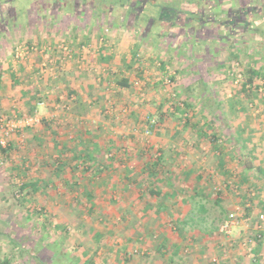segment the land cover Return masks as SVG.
<instances>
[{
  "label": "rangeland",
  "instance_id": "374dc122",
  "mask_svg": "<svg viewBox=\"0 0 264 264\" xmlns=\"http://www.w3.org/2000/svg\"><path fill=\"white\" fill-rule=\"evenodd\" d=\"M204 2L198 17L195 0H0V143L13 144L0 154V264L253 260L264 245V0ZM238 67L244 81L260 71L247 89ZM88 139L98 170L75 157ZM159 155L162 182L145 168ZM35 179L39 192L20 190Z\"/></svg>",
  "mask_w": 264,
  "mask_h": 264
},
{
  "label": "trees",
  "instance_id": "16d2710c",
  "mask_svg": "<svg viewBox=\"0 0 264 264\" xmlns=\"http://www.w3.org/2000/svg\"><path fill=\"white\" fill-rule=\"evenodd\" d=\"M207 5L205 2L202 1V6L201 8L197 11V12H190L192 14H196L198 17H203V12L205 11V9L207 8ZM177 12V10H175ZM200 22L202 21V18L197 20H193L191 18L188 17L186 24H189L190 26H192L193 22ZM260 71L256 70L253 67H250L248 69V74L246 76V80L243 81V89H247L248 86H251V83H254L255 78L259 77ZM174 79V78H172ZM0 82H1V77H0ZM118 84L122 87H130L129 84V80L127 78H123L118 80ZM256 88H258L257 85H255ZM36 93V92H35ZM40 98H36L35 96H33L31 98L30 101V105H31V110L32 112L35 111L36 106H38L39 102H37V100H39ZM184 107H190V105L188 103H186L185 101L183 102ZM179 109V108H178ZM54 134L56 135L57 132L54 131ZM211 136L213 138L216 137L215 133H212ZM12 146L13 144L10 143L6 146H3L0 143V154L2 155H9L11 153L12 150ZM101 147L98 144H94V142L91 139H88L87 141L85 140L84 142V146L81 150H79V153L75 154V157H78V155L82 158L83 161H85V163L88 164V168L90 169H99L100 167V154H101ZM220 165L224 168L225 167V161L224 159L221 157L220 159ZM145 168L148 170L149 176L150 178H153L154 181H158V182H162L164 180V176H162L164 173L167 172L166 167H165V163H164V157L162 155L156 156V158L153 161H148L145 163ZM42 188V181L40 179H35V180H31V181H27V182H23L22 185L20 186V190L22 192H30V193H37L41 190ZM202 191V190H201ZM196 192L198 194H204V192H199V190H196ZM148 194H151L153 196L156 197H163L162 195V191L156 188H150ZM205 196H203L202 198H204ZM89 200H91V198H89ZM218 202L219 199H217ZM198 202V211L200 213H206L207 212V207L206 204L201 202V198L200 200L197 201ZM91 205L93 206L92 202ZM160 208H165V205L162 204L160 206ZM194 217H189V218H183L181 220V222L183 223L182 225L185 227V225L190 224V222H194ZM7 263V262H6Z\"/></svg>",
  "mask_w": 264,
  "mask_h": 264
},
{
  "label": "crops",
  "instance_id": "0c3cea01",
  "mask_svg": "<svg viewBox=\"0 0 264 264\" xmlns=\"http://www.w3.org/2000/svg\"><path fill=\"white\" fill-rule=\"evenodd\" d=\"M204 2V0H195V3L196 4H199L200 2ZM97 16V15H96ZM96 18V17H94ZM172 246H176L178 248V245L176 244H172ZM160 247H164V244L162 242L161 246ZM178 251V249L175 250V252ZM261 251H263L261 253ZM254 255V258L253 260H250L249 263H245V261L243 262V264H264V245L263 244H259V245H256L255 246V253L253 254ZM236 259V258H235ZM246 258H244L245 260ZM234 260V259H233ZM233 260H231V264H233ZM229 261L226 262V264H230ZM237 264V263H236Z\"/></svg>",
  "mask_w": 264,
  "mask_h": 264
},
{
  "label": "built area",
  "instance_id": "2783aa9c",
  "mask_svg": "<svg viewBox=\"0 0 264 264\" xmlns=\"http://www.w3.org/2000/svg\"><path fill=\"white\" fill-rule=\"evenodd\" d=\"M235 82L236 83H240L241 81H244L243 79V73L241 71V69L238 67L236 68V72H235ZM237 222V215L234 212H230L225 220V223L223 224V230L228 233L230 231V228L232 225H234ZM1 263V261H0Z\"/></svg>",
  "mask_w": 264,
  "mask_h": 264
}]
</instances>
